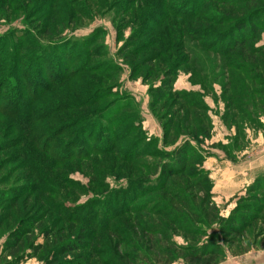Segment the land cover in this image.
I'll return each mask as SVG.
<instances>
[{"label":"rangeland","instance_id":"1","mask_svg":"<svg viewBox=\"0 0 264 264\" xmlns=\"http://www.w3.org/2000/svg\"><path fill=\"white\" fill-rule=\"evenodd\" d=\"M31 1L25 4L22 10L0 11V38L5 40L11 35L9 39L18 42L15 37L25 35L28 39L16 54L24 55L26 52L29 55L34 52L36 54L38 47H42L49 49L51 56H54L59 50L57 48L56 51L57 44L61 43L63 45L61 48H64L69 40L88 38V42L84 44L79 64L70 68L72 71L83 66L80 72L66 76V80L61 83L52 84L47 90H43L41 95L30 97L27 94L22 97L24 100L22 110L31 112L30 119L44 115L41 116V121L33 122L25 119L15 122L5 116L7 112L0 111V189H11L16 192L14 201L7 200L0 204V254H2L0 264H52L50 262L52 260L60 263L76 261L72 264H127L129 259L133 260L134 264H156L148 262V255L153 258L154 254L144 245L145 241L142 237L144 222L153 224L155 217L145 213L124 215L113 220L110 226L111 232L101 235L102 237L97 240L95 248L98 249L97 255L90 256L87 251L80 249L54 258L52 247L70 238L74 240L79 233L78 225L74 226L72 233L69 231L71 226L55 208L59 203L65 208L79 209L85 207L89 200L95 199V208L106 211L109 205L115 206L116 203H121L126 196L131 198L133 192L143 187L134 183L148 177L153 170V165L149 166V164L156 163L154 162L156 159L147 151L145 154L137 155L134 160L126 162L118 156L123 158L129 155L131 148L133 153H139L147 144L150 145L148 149L150 151L155 141L157 145L162 140L163 130L157 115L163 121L171 118L177 129L186 128V124L185 115L179 112L182 103L180 100L167 102L162 100L150 104L151 101H155L149 93L151 81L158 76L161 79V72L159 73L158 70L151 72L154 65L158 67L156 63L145 64L141 71L139 63L148 61L146 60L148 56L157 49L155 45L153 46L154 40L169 28H191L202 26L204 23L201 17L193 20L168 17L163 23L160 22L161 25L153 26L157 18H153L151 14L158 11L157 8L161 9L159 5L164 0H127L125 4L121 3L123 0H77L76 2L71 0L72 5L77 7L76 10L66 2L57 0L55 5L56 3L58 6L63 5L62 12L47 7L51 1L53 3V0ZM169 1L178 3L180 0ZM212 7L217 8L221 14L230 12L227 5ZM231 15L238 16V12H232ZM148 18L153 20L147 21ZM141 24H145L148 30L143 31V28L139 30ZM184 40L187 44H195L187 37ZM3 43L0 40V45ZM51 46H55L54 50L49 48ZM2 47L4 51L0 50V58L9 57L11 52L13 53L11 48H5L4 44ZM181 54L177 52V55ZM125 56L128 59H125ZM32 62L24 63L30 67L29 69H33L35 64ZM163 64L161 66L165 67V63ZM183 67L178 68L175 83L190 88L186 90L188 92H199L201 83L206 82L207 78L196 75L190 79L189 74L182 70ZM135 70L140 72L134 74ZM210 70L211 65L205 72L206 76ZM43 71V68H39L36 75L42 77ZM213 71L211 70L210 73H215ZM32 72L29 70V75L26 76L29 79H27L28 83L18 81L24 86V91L30 94L41 91L32 84L34 80L31 78ZM146 74L151 75L148 81L145 79ZM175 83L174 89H177ZM213 87L217 95L215 98L212 93H205L206 102L210 106V109L205 111L210 121L209 130L202 138L198 137L199 134L196 132L193 135L199 141V143L194 142L197 150L207 155L203 156L202 163L197 160L193 163L199 164L200 169L209 175L211 196L205 200L206 203L217 207L222 222H210L205 226L202 215L194 222L184 213L185 219L178 220V230H169V235L179 246L195 248L206 242L209 250L217 249L218 254L214 258H208L205 264H264V185L263 189L246 192L248 185L257 176L264 179V117L259 122L256 118L251 120L248 115L244 116L241 111L224 110L220 98H217L220 96L219 79L213 82ZM89 98L92 101L86 102ZM78 101L87 103L81 112L94 110L97 114H94L96 124H92L95 125L92 135L100 137L106 143H111V153L93 154L87 158L76 159L79 157V150L77 146H72V155L69 156L72 159L65 160L67 158L56 155L59 149L64 147V143L73 138L79 137L78 139L85 144L92 141L91 138H87L88 133L84 134L80 130L81 134L78 124L72 128L71 119L76 117L72 115L75 110L62 109L65 104H75ZM40 109L44 111L40 112ZM225 111L227 113H224ZM202 113L191 111L190 125L186 128L188 134L195 126L202 127L203 120L200 118ZM67 126L71 127L66 129ZM61 127L64 128L57 132L52 140L51 154L44 155L35 150L34 142L36 145L42 143L46 137L42 138L44 135ZM25 128L31 129L33 135L26 138V142L17 148L12 147L14 145L12 142L10 145L6 144V141L22 139L21 136L26 132ZM142 131L146 134L149 131L153 132L144 137ZM175 134L180 135L178 141L175 140ZM183 134L168 131L169 140H175V143L171 142V146L167 149L178 145L185 138ZM25 145L31 149L26 155L19 148ZM38 150H41L39 146ZM199 151L197 152L200 154ZM29 159L35 168H29L28 163H31ZM186 174L187 172H184L171 179L176 190L181 189V180ZM151 178L155 179V176ZM119 189H127L128 192L124 196L109 195L110 191ZM107 195L109 196L105 199ZM146 195L143 199H147L150 194ZM202 196L203 193L200 192L199 197ZM142 197H138L136 202L149 203L152 195L148 202H144ZM165 202H170V199L165 197ZM191 202V206L202 213L199 202L192 199ZM148 205L154 207L156 204ZM48 206H52L51 209ZM247 212L250 215H246ZM232 214L236 219L242 218L234 228L227 222ZM36 217L42 218V222L41 227L34 229L31 234L33 243L43 245L41 230L45 227L52 228L53 237L50 239L53 240L44 242L43 250H38L34 254L30 253L28 243L27 250L25 253L23 251L24 254L22 253L20 257L6 256L4 247L10 237L19 230L24 231L23 224ZM156 245L159 248H167L165 245L161 246L157 243ZM170 264L186 263L177 260Z\"/></svg>","mask_w":264,"mask_h":264},{"label":"trees","instance_id":"2","mask_svg":"<svg viewBox=\"0 0 264 264\" xmlns=\"http://www.w3.org/2000/svg\"><path fill=\"white\" fill-rule=\"evenodd\" d=\"M62 1L72 6L73 10L77 9L76 6L74 7V5H72L70 2L71 0ZM76 1L77 0H75V2ZM125 1L127 0H123L121 3L123 4ZM30 2L32 1L0 0V11H7L10 9H14L15 11L22 10L25 4L27 5ZM55 2H57V0H53V3L51 1L47 7L62 12L63 5L58 6V3L55 5ZM211 5L220 7L227 5L229 6L230 12L221 14L217 8ZM159 7H161V9L157 8L158 11H154V13L151 14L153 18H157L153 26L158 24L161 25L160 22L163 23L168 17L181 20H193L201 17L200 19L204 24L191 28L181 27L177 29L172 27L163 32L162 36L156 37L153 46L155 45L157 49L148 56V59H146L148 61L139 63L141 71H143L142 66L147 63L149 65L154 63L158 64V67H156V65L152 67L151 72L158 70L159 73L161 72L160 74L163 78L160 79L159 76L155 78L159 81L158 83L155 79L151 81L149 93L155 101H151L150 104L162 100H164V102L180 100L182 103L179 107V112L185 115V127L189 128V123L191 121L189 118L192 110L203 112V115L200 116L203 120L202 127L195 126L194 130H191L192 132L188 134V130L184 127L182 129H177L171 118L167 121H163L161 117L157 115L161 123L159 125L163 130L162 140H160L157 145L155 141V145L151 147L152 149L150 151L148 150L150 149V145L147 144L144 150L141 152L139 151V153H133L131 148L129 150V155L123 158L118 156L126 162L134 160L137 155L145 154L147 151L151 157L156 159V161H154L156 163L149 164V166L153 165V170L148 177L134 183L135 185L143 186L139 191L133 192L131 198H127L126 196L121 203L115 204L116 207L112 204L109 205L106 211L105 209L99 211L97 207L95 208V199L89 200L85 207L79 209L76 207L69 209L65 208V206H60L59 203L56 204L55 210L58 211V214L71 226L69 227V231L72 233L74 226L78 225L79 233L74 240L70 238V240L68 239L59 245H55V247L53 246L51 251L55 253L54 258L56 256H64L69 252L78 251L80 249L87 251L90 256L97 255L98 249H95L97 240L102 237L101 235L111 232V222L120 216H131L139 213H145L146 215L148 214V216L153 215L156 222L153 224L144 222L145 225L143 226L144 230L142 237L145 241L144 245L154 254L153 258L148 255V262L170 264L177 260H182L186 264H205L208 258H214L216 254H218L215 248L209 250L206 242L197 245L195 248L176 245L169 235V230H178V220H181V218L185 219L184 213L186 217L192 218L194 222L202 215V220L206 223H204L205 226H208L210 222H222L218 215L217 207L211 203H206L205 199L211 196L212 189L208 177L209 175L206 171L200 169L199 164L195 165L194 163L196 162L195 160L202 163L203 156L207 154H202L199 149L197 150V146L194 142L199 143V141H197L196 137L193 135L196 132L199 134V136H197L202 138V136H206L205 133L209 130L210 121L205 111H208L210 107L206 102L205 93H212L214 98L217 96L213 87V82L218 79L220 80V96L217 98H220L224 110L241 111L244 113V116L248 115L251 120H255L256 118L259 122H261L260 120L264 117V44L262 43L264 36V0H180L178 3L164 0ZM232 12H238V16L231 15ZM149 20L153 19L148 18L147 21ZM142 28L143 31L148 30L145 24H141L139 30ZM9 36L11 37V35ZM9 36L8 39L5 40L0 38V40L4 42V47L11 48L13 51L9 57L0 58V111L7 112L5 116L10 118L11 121L20 122L19 120L28 119L33 122H39L41 121V116L44 115H39L36 118L33 117V119H30L31 112L25 111L26 109L22 110V106L24 105L22 97L27 94H29L30 97L37 96L38 94L41 95V92L47 90V87L52 84L61 83L66 80V76H73L75 73L80 72L83 66L73 69L72 71H70V68L79 64L80 55L83 53L84 44L88 42V38L82 40H69L67 46L64 48H61V46H63L61 43L59 45L57 44L56 51L59 49L58 55L55 53L54 56H51L49 49H44L42 47H38L36 54L35 52L30 55L28 52L24 53V55L16 54L17 51L20 52L22 45L27 43L28 39L23 35L24 37H15L18 42H13V39H9ZM186 37L189 38V40H193L195 44H187V41L184 40ZM3 44L0 45V50L2 49V51H4L2 47ZM53 47L55 46L49 48L53 49ZM177 52H181L182 54L177 55ZM175 54L176 57H174ZM124 58L128 59L126 56ZM24 60L28 62L33 61L32 63L35 64V67L29 69L30 67H27ZM52 62L54 64H52ZM163 63H165V67L161 66L164 65ZM210 65L211 70H214L215 73H210V70L209 73L211 76L209 73L206 76L205 72H207ZM182 66H184L182 70L189 74L190 79L196 75L207 78L206 82L203 81V83H201L202 86L200 85L201 90L199 92L174 89L178 68ZM39 68L44 69L42 72L43 75L40 78L36 75ZM29 70L33 71L31 77L34 79L32 82L33 86L41 90L33 94L24 91V86H21L18 82H24L25 84L29 82L27 81L28 77L26 78V76L29 75ZM139 72L140 70L138 72L135 70L134 74H138ZM209 76L211 78H209ZM150 77L151 75H147L145 79L148 81ZM46 78H48L47 80L49 83ZM23 79L25 81H23ZM108 91L110 92V90ZM91 101L92 99L90 98L89 101L86 100V102ZM85 106H87L85 101H78L75 104L67 103L62 109L66 110L71 108L75 110L72 115L76 117L71 119V122H73L72 128L78 124L80 126L79 131L81 130L84 134L88 133L87 135L89 137L87 138H91L92 141L90 140V143L85 144L84 141L81 142L78 139L79 137L73 138L71 141L64 143V147L59 149L58 153H56L58 157L63 156L67 158L65 160H68V158L72 159L69 157L72 155V146H77L79 150V157L76 159L87 158L93 154L100 155L111 153V143H106V141L100 139V137H94L92 135L95 129V125L92 126V124H96L94 119V114L96 113H94V110L81 112ZM42 110L43 109H40V112L44 111ZM227 111L224 113H227ZM98 118L103 117L98 116ZM224 119L225 118H223V121L225 122ZM70 127L71 126H67L66 129ZM63 128L64 127H61L60 129L58 128L48 132V135H44L42 138L46 136L49 139L47 140L45 137L42 143H37L38 145L34 142L33 147H35V150L44 155L51 154L52 140L57 135V132ZM25 129L26 132L21 136L22 139L18 141H6V144L10 145V142H12L14 144L12 147L17 148V146L26 142V138H30L33 135L31 134V129ZM90 129L91 133L89 132ZM168 131H171V133H184L183 135H185V138L172 149L167 148L171 146V142L175 143V140L178 141L180 135L175 134V140L170 141L168 138ZM142 135L145 137L147 134L142 131ZM35 138L36 136L34 139ZM65 145L67 147H65ZM132 145L135 147L134 144ZM38 146L41 150H38ZM19 148L25 155L28 153L27 151H31L30 147H26V145ZM197 151H199L200 154ZM65 155H67V157ZM28 161L31 162L28 163L29 168H35L31 159ZM184 172H187V174L183 180H181V189L176 190L171 179ZM202 174L205 175L202 176ZM152 176H155V179H152ZM263 185L264 179L257 176L255 180L248 185L246 192L251 193L255 190L263 189ZM189 191L191 192L187 194ZM127 192V189L112 190L109 195L118 194L124 196ZM200 192L203 193L202 197H199ZM146 193L147 195H152L149 203L136 202V200H138L137 198L142 196L141 199L145 200L144 202H148L150 195L147 199H143ZM109 195L104 198L107 199ZM15 197V191L13 192L11 189H0V204L7 202V200L8 202L9 200L10 202L14 201L16 199ZM165 197H168L170 202H165ZM255 198L257 197L255 196ZM191 199L199 202V206L202 207V213L191 206ZM148 204L156 205L154 207H148ZM48 207L51 209L52 206ZM246 215L250 214L247 212ZM239 220H242V218L238 217L236 219L234 214H232L227 219V222L234 228L239 223ZM159 221L161 222L159 223ZM41 222L42 218L36 217L24 223L23 226H25V228L22 229L24 231L19 230L16 234L14 233L7 242L8 244L5 245L4 252H7L6 256L13 258L20 257L23 251L25 253L27 250L26 244L28 243L30 253L34 254L38 250L42 251L45 247L44 242L53 240L50 239L53 236L51 234L52 228L45 227L41 230L43 245L42 243H33L31 234L34 229L41 227ZM163 223H166V225ZM58 233H61V231H58ZM154 239H158V241H154ZM155 242L161 246L165 245L167 248H159ZM1 257L2 254H0V258ZM50 262L52 264H72L76 261L60 263L52 260ZM127 264H134V261L129 259Z\"/></svg>","mask_w":264,"mask_h":264},{"label":"crops","instance_id":"3","mask_svg":"<svg viewBox=\"0 0 264 264\" xmlns=\"http://www.w3.org/2000/svg\"><path fill=\"white\" fill-rule=\"evenodd\" d=\"M262 43L264 44V36H263ZM175 88H177V90H190V88H187V87H185L183 85H178L177 82L175 83ZM150 132H153V131H149L147 134L151 135L152 133H150Z\"/></svg>","mask_w":264,"mask_h":264}]
</instances>
